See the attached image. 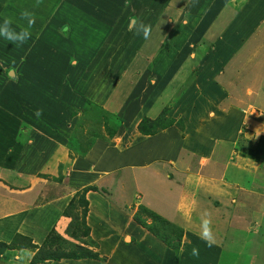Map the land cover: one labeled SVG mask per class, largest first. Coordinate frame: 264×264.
Wrapping results in <instances>:
<instances>
[{"label":"crops","instance_id":"0c3cea01","mask_svg":"<svg viewBox=\"0 0 264 264\" xmlns=\"http://www.w3.org/2000/svg\"><path fill=\"white\" fill-rule=\"evenodd\" d=\"M53 1L51 3H54V12L49 20L44 19L42 11L39 13L38 10L37 13L45 21L46 26L41 33L45 36L43 39L48 43L52 41L51 38L59 41L55 37L58 27L55 19H60L62 24L61 16L69 17L73 25L76 24V19H80V9L84 11L78 5L77 0L75 3H69L66 0ZM201 1L203 0H192V5L194 4L195 9L200 11L196 12L191 7V10L185 14L179 11L175 13L174 19L168 18H171L169 20L171 25L177 27L179 31H181L180 26L184 27L181 33L183 44L187 46L183 50V53L185 51L184 56L193 50L194 41L191 43L190 40H193L194 36L198 34V28L190 23L195 24L201 19L198 23L201 28V25L205 24L210 17L213 24L221 31L215 30L214 26L207 27L208 25H206L203 32H208L207 37H210L209 33L212 34L211 37L217 35L215 41L203 38L200 42V46H205L203 51L200 46L195 50L196 56L199 57L200 64H203L205 70V77H202L204 80L209 78L210 81H214L210 84L206 83L208 84L207 90L212 94L208 97L205 96L203 100L201 97L193 98L187 104L188 106L184 104L185 98L179 99V102L171 103L169 114L175 113L172 118L180 121V117H183L186 125L190 122V118L196 117L197 114L198 120L202 122L199 127H204L206 130V133H201L199 142L193 143L189 140L188 146L185 139H190V134H194L195 131L190 133V130L186 128L182 134L178 133L180 131L175 126L180 122H174L168 128L150 136L142 135L139 132L138 127L144 119L154 121L163 111L161 108L156 109L160 101H165V96L158 93L157 77L153 70L150 71L153 73L145 75L148 76L146 83L144 82L145 77L141 81L140 89L142 87L150 89H147L150 92L143 90L139 93L138 97L143 99L141 104H138V99H133L135 102L132 107L129 99L133 95L127 97V95L119 94L118 96L123 97H118L119 104L116 105L114 102L109 107V101L106 99L101 101L100 96L93 95L90 91H84L80 87L81 84L78 82L80 77L86 79L91 68L87 70V73H83L84 76L82 73H75L71 77V81H77L72 85V88L68 87L72 84L71 81L65 87L56 85L55 87L60 88L58 91L60 95L56 96L53 91L46 88L43 79L34 78L33 80L30 78L33 71L40 66L39 63H32L31 69L27 67V70L30 71H25L24 67L20 71V68H17L19 65L17 63H14L17 64V67H14L10 62L5 63L7 67H12L10 70L14 71V78L9 74L6 76L5 69L3 72L0 67V244L7 245L0 246V264H111L113 258L117 257L118 250L120 251L119 262L117 261L115 264H126L128 255L137 253L133 243L137 237L136 231L141 232V229H138L137 226L140 224L135 221L134 216L138 208L144 206L142 202L145 199L142 194L137 196L140 202H136V199L137 204L134 205V208L132 200L125 202L133 214L132 216L127 215L124 224L119 225L123 230L119 227L120 232H117L114 228V225L118 224L117 216L123 215L124 217L125 214L122 207L111 204L106 192L110 193V181L113 185L112 182L118 181L115 178L119 177L116 184L122 193H127L124 173H128V176L131 177L133 188L139 190L140 179L136 170L147 171L162 181H164L162 176L166 180H171L174 177L171 174H165V168L176 171L181 185L179 209L181 215L187 218L186 221H182L181 217L180 223L175 219H171V221L169 219V221L179 227L185 226L182 240L184 248L187 237L192 233L186 224L195 221V216L199 214L202 193L219 199L214 206L211 204L210 209L213 210L210 211H214V214L217 213L216 216L221 222L228 223L233 222L235 213L244 206V203L238 202V194L240 197L248 199V203L254 198L256 199V195H262L252 189L256 186L263 188L260 181L264 179L260 174H263L264 171V158L259 162L255 157L258 156L256 152L248 154L240 152L237 148L246 137V139L252 140L255 145L263 140L262 149L264 151V0H205L204 4ZM63 8L68 11L67 15H64ZM2 9L0 6V16L4 17ZM157 15L158 17L155 13V16H150L152 17L151 22H148L144 12V17H141L144 20L139 17L137 24L154 27L157 22H165L160 21L161 15ZM246 17L249 21L246 20ZM154 19H157L155 24H153ZM176 19L183 20L178 22L179 20ZM8 21L12 22L13 18L8 17ZM5 22V19L3 22L1 20V29L7 27L8 31L14 35L15 32L19 33V30H15L16 28L10 29L8 23L6 25ZM231 22H238L237 29L232 26ZM158 25L161 28V25ZM193 27L195 28L193 29ZM75 32L77 33V31ZM159 36L161 37V34ZM159 36L155 37L158 39ZM60 37L63 38L62 35ZM61 38L60 40H63ZM34 39L38 40L36 36ZM207 41L212 44L208 45L209 49H212L211 51L206 47ZM2 42L7 43L3 58L10 59L13 52L11 47L13 40L3 37ZM157 54L153 58L155 66H158ZM87 56L90 55L87 54ZM87 56L82 54L79 56L80 59L69 60L70 65L75 68L76 65L86 64L84 61ZM191 57V62L186 63L188 68L197 60L193 53H191ZM81 59L84 61H78ZM95 61L96 58H93L92 61H89L91 63L87 62V65H93ZM132 62L134 63V61ZM133 63L130 65H136ZM169 65H167V70L173 68L172 71H175L177 67L179 68L176 63ZM101 71L98 72V76ZM145 72L146 70L143 73ZM142 77L143 75H141ZM28 78L32 82L31 87L33 88L27 91L24 79L28 81ZM119 78L120 76H117V79ZM62 79L61 81L64 80ZM164 80L168 87L173 86V81L170 78L167 77ZM151 81L153 86L150 85ZM35 82L37 83L36 87ZM59 83L62 84V82ZM220 84L222 88L219 87ZM27 99H33L32 104L31 100L29 102ZM45 102L55 106L62 104L64 111H57L52 107L44 108V112L35 109ZM95 102L102 106L103 110L116 115L121 126L116 130L108 131L107 135L103 128L102 137L93 140L88 146L89 149L84 152L82 148L78 149V146L80 144L81 147L84 146L83 140H87L88 132L83 131L82 133L80 130H85V128L81 125L73 131V121L69 126L62 118L70 111L78 113V117L82 116V106H91ZM48 109L50 110L48 111ZM51 109L54 110L51 111ZM128 109H133L130 113L135 115L130 122H128V117L130 118ZM220 113L224 114L221 116L223 119H218ZM219 121L220 123H218ZM182 152L187 154L181 155ZM214 156L215 158L211 159ZM212 160L214 161L212 162ZM245 178L247 182L244 181ZM197 182H200L199 185ZM190 183L194 185L193 192H190L188 188ZM105 186L108 187V190H105ZM91 187L103 188L105 193L101 195L99 190H90L87 193L90 207L86 219L87 226L91 229L92 236L97 232L103 235L100 240L94 239L97 244H93L96 247L91 249L94 253H98L100 258L94 259L87 256L80 259H46L35 262L34 257L39 248L45 244L53 231L60 236L69 237L66 233L72 218L69 214L66 216L64 213L78 192ZM199 192H201V196ZM100 203L103 204V207H99ZM149 203L144 207L153 211L149 207L152 204ZM185 204L188 206L183 210ZM224 208L225 210H223ZM186 209L187 211L184 213ZM201 219L202 216H199L198 221L193 225L201 226ZM245 223H247L246 219ZM132 226L134 228L131 230ZM105 227L107 228L105 229ZM121 232H125L124 243L121 240ZM140 232L139 240L143 239ZM17 235L28 239V241H24L20 237L19 243L26 244L31 241L33 247L10 246ZM193 235L199 239L200 235L197 232H193ZM128 237L130 240L127 239ZM105 241L108 243L106 249L103 246ZM48 249L55 250L56 248L53 246Z\"/></svg>","mask_w":264,"mask_h":264},{"label":"rangeland","instance_id":"374dc122","mask_svg":"<svg viewBox=\"0 0 264 264\" xmlns=\"http://www.w3.org/2000/svg\"><path fill=\"white\" fill-rule=\"evenodd\" d=\"M66 1L69 3H75V0ZM51 2L54 1L0 0V6L3 8L2 12L5 14L4 17L0 16V26L2 25L1 20L2 22L4 19L7 21L8 17H12L13 21H8V27L10 29L16 28L15 30H19V33L15 32V35L18 37H24L22 40H13V43L11 44L13 52L12 57H10L12 60L10 61L8 58H3L4 53H6L4 50L6 49L7 43L2 42V39L5 36L0 35V64H2L0 67L3 72L5 69L4 74H6V76L8 74L10 75V72L12 71L10 68L12 67H7L5 63L10 62L14 67L17 64L22 65H18V67L16 66L17 68H20V71L23 67L26 69L25 71H30L27 70V67L31 69L32 63H39L40 66L33 71L34 74L32 73L30 78L33 80L34 78L43 79L46 88L53 91L56 96H59L60 93L58 91L60 88L55 87L56 85H62L65 87L67 84H70L69 82L71 81V77L74 76L75 73L85 74L88 72L87 70L91 68L92 71L90 70L87 78L85 79V77H83L81 79L80 77L78 81L81 84L80 87L82 90L90 91L93 95L100 96L101 101L106 99V101H109V107H111L114 102L116 105L119 104L118 97L123 98L118 96L119 94H123L125 96L127 95V97H131L130 95H133V97L129 99V102L133 107L135 102L133 99H138V104H141L143 99L138 97L139 93L143 90L147 91V89H149V87H142L140 89L142 79L145 77L144 82L146 83L148 76L146 77L145 75L154 72V75L157 77L156 81L159 88L158 93L165 96V101H160V104L156 106V109L161 108L163 111L155 120L160 119V117L166 113V123H169L170 121L180 122L175 126L178 131H180L178 133L182 134L186 131V128L187 130H190V133L195 131L194 134H190V139H185L188 142L187 146L190 143L189 140L193 143H197V141L199 142L201 133H206V130L204 127H199L202 122L198 120L199 116L197 114L196 117L190 118V122L185 125V119L183 117H180L181 120L179 119L180 121H177L175 118H172L175 113L171 115L169 113L171 111V103L179 102V99L181 100L182 98H185L184 104L188 106L187 104L193 98L201 97L203 100L205 96L208 97L212 94L209 90H207V86L214 81H210L209 78L204 80L205 70L203 68V64H200V60L198 59L199 57L196 56L195 51L200 46V42L203 38L207 40L211 39L208 41H215L217 35H213V38L211 37L212 34L209 33L210 38L207 37L208 32H203L206 25H208L207 27L214 26L216 28L215 30L221 32L213 24L210 17L205 24L201 25V28L198 26L201 19H199L195 24L190 23L192 26L194 25L198 28V34L194 36L193 40H190L191 43L194 41L195 47L193 45V50L189 52L187 56H184L185 51L183 53V50L187 47L183 44L184 41L182 40L181 34L184 27L180 26L181 31H179L177 27L171 25L169 20H171V18L174 19L176 16L175 13L179 11L184 12V14L189 12L191 7H193L192 10L196 12L200 11L199 9H195L194 4L192 5V0H77L78 5L84 10L82 11L80 9L79 18L84 21L76 19V24L72 25L73 22H71L69 17L63 18L61 16V20L63 21L62 24L60 19H55L56 26H58L56 28L57 33L55 34V37L59 39V41L55 38H51L50 40L52 41H49L48 43L45 39H43L45 36H43L41 31H43V28L46 26L44 19L49 20L54 12V3ZM201 2L204 4L205 0ZM38 10L40 11L39 13H41V11L43 12L44 19L42 16L37 14ZM62 10L64 15H67L68 11H66L65 8ZM144 12L146 15L145 18L148 22H151V18L155 16V13L157 17V14L162 16L160 21H165L160 23L157 22V19H154L153 24L157 23L154 27H150V35L147 39L143 37L142 32L139 35L136 34L139 27L137 24L139 22V17H144ZM169 17L171 18L168 19ZM141 20L144 19L141 18ZM178 20L177 21L180 22L183 19ZM246 20L249 21L247 17ZM158 24L161 25V28ZM231 24L232 26H235L236 29L237 26H239L238 22H231ZM173 27L174 30L172 29ZM194 28L195 27H193V29ZM0 30L2 29L0 28ZM75 31H77V33ZM25 33H27L26 36H24ZM159 34H161V37ZM59 35H62L63 38ZM35 36L40 41L35 40ZM39 36L41 37L38 38ZM155 36H159L160 38L157 39ZM60 38L63 40H60ZM5 39L7 38L5 37ZM208 41L206 43V47L210 50L208 45L212 44ZM203 43L204 40L202 41V44ZM204 47V45L200 46V49H202L201 51H203ZM156 53H158V66L154 65L153 59ZM191 53H193V56L197 60L193 64L191 63L192 65L188 68L186 67V63L191 62ZM82 54L85 56H87V54L90 55L86 57V61L83 59L78 60L80 62L84 61L86 64L76 65L75 68L72 67L69 60L73 61V59L79 58ZM93 58H96L95 63H93V65H87V62L92 61ZM152 59L153 61H151ZM132 61H134V63ZM66 62L68 63L67 65ZM183 62L185 63L183 64ZM132 63L136 65H130ZM172 63H176L179 68L177 67L175 71H172L173 68L167 70V65ZM106 67H108V69H106ZM8 70L10 71L8 72ZM100 70L102 71L100 72V76H98V72ZM106 70L108 71L106 72ZM145 70L146 72L143 73ZM151 70H153V72H150ZM103 72L106 73L103 74ZM141 75H143L142 78ZM117 76H120V78L117 79ZM167 77L173 81L172 87H168L165 84L166 82H164V79H167ZM61 79L64 82L61 81ZM59 82H62V84ZM71 82L72 84L68 86L70 88H72V85H74L77 81ZM24 83L27 85V91L33 88L31 87L32 82L29 78L28 81L27 79H24ZM36 85L37 83L35 82V87ZM150 85H154L152 81L150 82ZM219 87L222 88L221 84ZM32 100L33 99H27V101L31 104ZM49 102L40 104L38 108L35 109L37 111L39 110L44 112V108L52 107L57 111H64L62 104L55 106ZM82 107V116L80 115L78 117V113L76 114L75 112L72 113L70 111L66 113V116H63L62 120L64 119V122L68 123L69 126L71 125V121H73V131L74 129H78L79 125H81L85 128V130L81 129L80 131H82V133L83 131L88 132L87 134L85 133L87 140H83L84 146L81 147V144L78 146V149L82 148L85 152L89 149L88 146L93 140L98 137H102L104 132L107 135L108 131L116 130V128L121 125L119 119H116V115L114 116V114L103 110L102 106L98 105L97 102H95L94 105L91 104V106L87 107L83 105ZM54 109H51V111ZM49 110L50 109H48V111ZM131 111H133V109H128V114L130 116V118L128 117V122H130L135 116L130 113ZM222 115L224 114L220 113V115H218V119H223V117L221 118ZM220 121L218 123H220ZM249 123L251 124V122ZM197 127L199 128L197 129ZM103 128L106 131L104 130L103 132ZM70 133L71 131L69 134ZM243 139V141L240 142V145H238L237 150L248 154H254V152H256L258 156L255 157L258 158L257 161L259 160V162H261L260 160L264 158V151L262 149L263 140L255 145L252 140L246 139V137ZM184 154L187 153H181V155ZM214 158L215 156L211 159ZM213 161L214 160H212V162ZM249 170H251V168H249ZM136 173L140 179L139 190L137 188H133L134 186L131 183V177L128 176V173H124L123 177L125 179H123L126 183L127 193H122L117 186L116 183L119 181V177L115 178L118 181L114 180L112 182L114 183L113 185L110 181V193H108V191L106 192V196L109 201L112 202L111 204L122 207L125 214L124 217L123 215L117 216L116 221L118 224L114 225L117 232H120L121 227L119 225L124 224L127 215L130 214V216H132L133 214V211L128 209L125 202L132 200L134 208V205L137 204L136 202H140V199L137 196H140L141 194L145 199L142 204L145 206L148 202H150L149 204L152 205L149 207L163 218L168 220L170 219V221L171 219H175L179 222L182 217V221H186L185 219L187 217L185 218L182 216L179 209L180 205L178 201L181 195V185L179 183V178L176 176L175 170L165 168V174H171L174 177L171 180H166V178L162 176L164 181L155 175H150L149 172L144 170H136ZM262 173L263 174H260V176L264 179V171ZM244 181L247 182V179L245 178ZM199 183L200 182H197V185H199ZM260 184H263V188L254 186L255 188H253L252 191L262 195H256V199L254 198L250 203L247 202L248 199L245 197H240L239 194L237 195L238 202L244 203V206L235 213L232 223L225 221L221 222L219 217L216 216L217 213L214 214V211H210L213 210L210 209L212 206L211 204L214 206L219 199L204 193H202L203 195L201 196V192H199V195L201 196L200 201L202 202L199 206V214L195 216V221L193 220L192 223L186 224V227H188L190 233H192L187 237L185 248L183 247V243L181 241V248L179 250H174L168 247L164 239L166 237H170L175 244V240L180 235L179 231L182 230L185 234V226L179 227L174 224L175 227L179 228L178 231H172L170 228L168 230L163 229L162 227H166L160 223L156 225L148 214L139 210V207L134 218L138 215L137 217L145 221L146 225L141 224L134 219L138 224H140L137 227L139 230L141 229V232L138 230L136 231L135 234L137 237L133 243V246L137 249V253L132 251L136 254L128 255L126 264H264V180H261ZM188 188L190 189V192H193L195 189L192 183L189 184ZM94 190H99L101 195L105 194L103 188L100 189L99 187H95ZM105 190H108V187L105 186ZM83 191L84 189L75 195V205L69 210V216L72 218L66 233L69 237L61 235V238L59 236L61 240L55 248L60 249L64 253H67L66 251H75L81 255L90 256L87 251L96 247L93 245L97 244L94 239L100 240L103 235L97 232V234L92 236L91 229L89 228L88 230L86 220L87 217L85 219L86 225L84 223V206L81 201V197L84 194ZM85 198L88 200L87 194L85 195ZM136 199L137 201L135 202ZM186 206L188 205L185 204L182 209L184 210ZM99 207H103V204L100 203ZM88 209L90 210V207H88ZM223 210H225V208ZM186 211L187 209L184 213ZM205 212L209 214L211 229L215 240L210 247L207 246L203 240H200V236L199 239H197L196 236L193 235V232H197L200 235L201 226H194L193 223L197 222L199 216H202ZM245 219L247 223H245ZM106 228L107 227H105V229ZM133 228L134 226L131 227V230ZM139 232L142 233L141 235L143 239L139 240ZM120 236L124 243L123 238L125 236V232H121ZM127 239L130 240V237ZM103 246L104 249H106L108 247V243L106 241L103 242ZM194 248L198 249V255L192 254ZM91 251L93 252V250ZM119 252L120 251L118 250V255L116 258H113L111 264H115L117 261L119 262Z\"/></svg>","mask_w":264,"mask_h":264},{"label":"trees","instance_id":"16d2710c","mask_svg":"<svg viewBox=\"0 0 264 264\" xmlns=\"http://www.w3.org/2000/svg\"><path fill=\"white\" fill-rule=\"evenodd\" d=\"M166 114V113H165ZM163 114V116L160 117V119H157L155 121H152L150 119H144L138 129L139 132L142 135H146V136H150V135H154L157 134L158 132H160L163 129L168 128L169 126H171L173 124L174 121H170L169 123H166L165 120H167V116ZM95 188L91 187V188H86L83 191V195H82V204L84 206V211H83V220L85 223V219L88 215L89 209H88V205H89V201L86 200L85 195L90 191V190H94ZM75 198L71 201L70 205H69V209L65 211V215L67 216L69 214V210L74 207L75 205ZM141 211H143L144 213L148 214L150 218L153 219V221L156 223V225H158L159 223L162 224L163 226H165L166 228L162 227L163 229L168 230L169 228L172 231H178L179 228L175 227V225L170 222L169 220L163 218L162 216L158 215L157 213L149 210L148 208L141 206L140 209ZM138 216V215H137ZM136 216V220L141 223L146 225V222L143 221L142 219H139V217ZM157 221V222H156ZM86 225V223H85ZM89 230V227H88ZM181 230V229H180ZM180 235L177 237V239L175 240V244L174 241H172L170 239V237H166L164 239L165 243L168 245V247L174 249V250H179L181 248V241L183 239V235L184 232L181 230L179 231ZM60 235L56 234L55 231H53L50 236L48 237V239L46 240L45 244L39 248V251L37 252L36 256L34 257V261L35 262H39L40 260L45 261L46 259L49 260H60L62 258H73V259H80V258H85L87 256L85 255H81L80 253H77L75 251H66L67 253L62 252L60 249H55V250H51L48 249L49 247H53L59 244V241L61 240V238L59 237ZM22 238L24 241H28V239H26L25 237H22L20 235L16 236V239L12 242V244L10 246H14V247H20V248H24L27 246H32V242L30 241L29 243L26 242H18L19 238ZM0 246H7L6 244H0ZM33 247V246H32ZM83 250V249H82ZM89 252L88 257H93L94 259H99L100 255L98 253H94L91 250L87 251Z\"/></svg>","mask_w":264,"mask_h":264},{"label":"clouds","instance_id":"9594fccd","mask_svg":"<svg viewBox=\"0 0 264 264\" xmlns=\"http://www.w3.org/2000/svg\"><path fill=\"white\" fill-rule=\"evenodd\" d=\"M5 23L7 25L8 22L6 21ZM141 32L143 33V37L147 39L150 35V26L140 24L138 30L136 31V34L139 35ZM0 35H4L9 40H22L24 38L23 36L18 37L13 33L9 32L7 27L0 30ZM26 35L27 33L24 34V36ZM200 239L203 240L209 247L212 246V244L215 242L211 229V220L209 218V214L206 212L202 215L201 219ZM192 254L198 255V249L194 248Z\"/></svg>","mask_w":264,"mask_h":264},{"label":"water","instance_id":"95a60500","mask_svg":"<svg viewBox=\"0 0 264 264\" xmlns=\"http://www.w3.org/2000/svg\"><path fill=\"white\" fill-rule=\"evenodd\" d=\"M14 74H15L14 71H11V72H10V76L13 77V78L15 77Z\"/></svg>","mask_w":264,"mask_h":264}]
</instances>
